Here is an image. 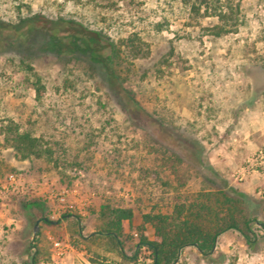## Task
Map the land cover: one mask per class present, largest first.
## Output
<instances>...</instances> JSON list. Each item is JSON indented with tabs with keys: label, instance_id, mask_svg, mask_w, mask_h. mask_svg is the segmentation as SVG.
Listing matches in <instances>:
<instances>
[{
	"label": "rangeland",
	"instance_id": "1",
	"mask_svg": "<svg viewBox=\"0 0 264 264\" xmlns=\"http://www.w3.org/2000/svg\"><path fill=\"white\" fill-rule=\"evenodd\" d=\"M215 1V9L230 4L235 21L220 34L222 21L211 9L195 11L196 0H0V22L12 26L0 35V264H29L32 256L48 264H133L97 257L99 248L83 237L108 200L145 210L175 191L229 185L244 193L249 215L264 222V175L239 177L247 157L264 145V0ZM35 15L41 19L30 29L20 22ZM42 19L69 20L116 43L131 36L142 46L138 56L121 46L120 75L154 122L131 123L92 65L56 55L39 29ZM34 73L44 86L39 98ZM9 121L47 152L19 157L5 136ZM191 151L194 162L183 156ZM11 172L22 192L2 187ZM38 186L76 189L89 201L59 209L33 192ZM77 215L83 236L74 231ZM123 225L128 253L140 233L151 237L138 217ZM251 227L249 242L227 230L212 254L202 257L188 246L181 261L264 264V231ZM56 239L67 244L62 256ZM138 263L150 264L145 247Z\"/></svg>",
	"mask_w": 264,
	"mask_h": 264
},
{
	"label": "trees",
	"instance_id": "2",
	"mask_svg": "<svg viewBox=\"0 0 264 264\" xmlns=\"http://www.w3.org/2000/svg\"><path fill=\"white\" fill-rule=\"evenodd\" d=\"M196 2V6L192 5L195 11L204 7L206 13L211 9L217 19L222 21V25L217 26L216 34L227 32L229 29L225 26L235 24L229 13L232 11L230 4L215 9V0ZM40 19L35 15L20 18V22L30 29ZM9 29H12L10 24L0 22V35ZM39 29L43 36L53 43L56 55L64 54L86 61L99 72L101 81L111 89L131 123L144 127L154 122L121 80L120 54L123 51L121 46L133 56L141 55L143 52L142 46L136 45L131 36L116 43L106 39L99 32L90 34L88 31L75 28L71 21L63 19H42ZM33 76V88L36 97L39 98L42 96L44 86L38 74L34 73ZM4 131L7 141L21 158L40 157L47 152L37 137L20 130L11 121L4 125ZM159 131L163 132V127H160ZM162 138L165 141L170 135L164 134ZM192 152L183 155L186 161L197 160V154ZM96 216L92 231L83 236L79 232L81 227H77L80 219L77 215L75 233L99 248L97 257L105 259L104 254H109L133 264H143L138 263V252L142 247L150 252L151 264H186L181 261V252L185 247L192 246L202 257H206L212 254L218 237L227 230L237 231L246 242L250 241L253 234L252 223L264 231V222L257 221L249 215L244 193L229 185L217 188L203 187L194 191H175L159 197L145 210H137L135 206L119 205L108 200L100 204ZM136 217L143 226L149 227L151 237L140 233L138 241L132 245L133 251L128 253L126 246L130 243L131 236L125 232L123 224L127 221L131 227ZM101 262L97 261L96 264H102ZM29 264L48 262L32 256Z\"/></svg>",
	"mask_w": 264,
	"mask_h": 264
},
{
	"label": "built area",
	"instance_id": "3",
	"mask_svg": "<svg viewBox=\"0 0 264 264\" xmlns=\"http://www.w3.org/2000/svg\"><path fill=\"white\" fill-rule=\"evenodd\" d=\"M247 175H264V145L256 149L253 153H251L245 163L239 169V177L242 178ZM6 185H2L6 191H20L22 192L23 189L19 187L17 183V176L15 173H8L6 176ZM23 188V187H22ZM33 192L37 195L42 196L48 202H56L58 203L59 209H62L66 206L73 207L76 206L77 208H84L89 201V196L83 194L81 191H77L76 189L73 190L70 194H68L65 190H57L54 188H45L42 189L41 186L33 187ZM70 195V199H67V196ZM136 236V233H133ZM54 251L57 256H62L66 249L67 244L63 241L56 239L52 242ZM151 264V260H150Z\"/></svg>",
	"mask_w": 264,
	"mask_h": 264
},
{
	"label": "water",
	"instance_id": "4",
	"mask_svg": "<svg viewBox=\"0 0 264 264\" xmlns=\"http://www.w3.org/2000/svg\"><path fill=\"white\" fill-rule=\"evenodd\" d=\"M37 228H38V220H36L35 223H34V225H33L32 235H31L32 238L35 236Z\"/></svg>",
	"mask_w": 264,
	"mask_h": 264
}]
</instances>
